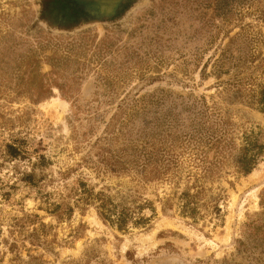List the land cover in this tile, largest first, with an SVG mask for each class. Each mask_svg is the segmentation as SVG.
Returning <instances> with one entry per match:
<instances>
[{
  "label": "rangeland",
  "instance_id": "1",
  "mask_svg": "<svg viewBox=\"0 0 264 264\" xmlns=\"http://www.w3.org/2000/svg\"><path fill=\"white\" fill-rule=\"evenodd\" d=\"M0 264H264V0H0Z\"/></svg>",
  "mask_w": 264,
  "mask_h": 264
},
{
  "label": "bare ground",
  "instance_id": "2",
  "mask_svg": "<svg viewBox=\"0 0 264 264\" xmlns=\"http://www.w3.org/2000/svg\"><path fill=\"white\" fill-rule=\"evenodd\" d=\"M250 177V179L252 180V181H255L257 178H260V171H258V170H255L252 174H250L249 175ZM253 192H255V190H253ZM254 195V204H257V196H255V194H253ZM229 240V235L227 234V237H226V241H228Z\"/></svg>",
  "mask_w": 264,
  "mask_h": 264
},
{
  "label": "trees",
  "instance_id": "3",
  "mask_svg": "<svg viewBox=\"0 0 264 264\" xmlns=\"http://www.w3.org/2000/svg\"><path fill=\"white\" fill-rule=\"evenodd\" d=\"M8 149L10 150V154H15V148L12 145H8ZM252 169V165H248L244 167V172H249ZM30 177V175H28Z\"/></svg>",
  "mask_w": 264,
  "mask_h": 264
}]
</instances>
